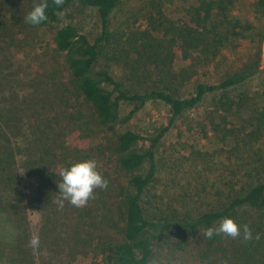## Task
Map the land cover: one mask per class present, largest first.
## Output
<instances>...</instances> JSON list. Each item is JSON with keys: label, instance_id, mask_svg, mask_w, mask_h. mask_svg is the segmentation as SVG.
I'll list each match as a JSON object with an SVG mask.
<instances>
[{"label": "trees", "instance_id": "1", "mask_svg": "<svg viewBox=\"0 0 264 264\" xmlns=\"http://www.w3.org/2000/svg\"><path fill=\"white\" fill-rule=\"evenodd\" d=\"M124 1L64 0L58 8L54 0H47L48 19L34 26L26 17L40 0H31V3L18 0L15 14L0 23V28L7 31L6 37L18 36V45L22 48L16 54L6 50L4 59L0 58V217L16 233L15 240L0 246V264H36L29 256L30 248L23 247L26 244L33 247V237L39 238V245L33 248L46 255L40 264H71L90 255L94 264H155L157 247L174 232L178 233L179 241L172 240L171 246L176 249L177 245L182 251L189 248L190 238L203 235V249L195 255L202 263L264 264V179L243 187L239 193L229 187L227 197L217 209H210L207 201L197 214L184 209L182 214L158 216L145 204L147 191L158 173L155 145L144 153L136 151L135 146L143 136L131 129L119 130L151 100H160L170 107L173 123L201 104L209 93L226 95L248 82L260 72L259 61L228 74L219 83H198L195 93L188 98H180L170 88L132 93L108 68L98 67L104 54L100 43L107 36L115 35L107 29L109 18ZM155 1L150 0L144 12V18L148 19L146 25L150 22V26L142 33L118 35L116 41L120 46L111 41L107 43L113 45L117 54L125 53L129 57L130 51L121 44L122 37H127L126 43L144 37L143 49H134L137 57L144 59V69L152 64L161 73L170 70L178 58V43L187 55L195 51L209 64L214 60L212 56L217 57L228 49L237 29L243 28L240 21L232 22L227 10L235 0H217L209 8L201 3L187 13L188 19L196 24L182 26L173 21L165 26L163 14L153 18L151 8ZM76 4L97 9L104 32L96 42L72 23H62L66 11ZM257 4L264 20V0ZM166 5L164 2L159 14ZM203 9L205 16H202ZM214 10H217L215 16ZM210 19L216 22L212 27ZM48 29L55 30L53 49L48 48L50 43L45 35ZM16 40L8 46L16 49ZM39 49L44 53L37 58L45 59L48 68L44 72L39 69L23 72L18 56ZM134 61L139 62L137 58ZM126 71L132 79L138 75L135 69L126 68ZM237 99L221 97L217 109L223 110L224 117L231 109L233 113L238 112L234 104ZM127 103H135L136 107L123 115L121 108ZM1 104L7 108H1ZM254 125L250 133L246 129L238 132L234 127L226 129L229 133L226 139L231 138L236 147L242 143L245 148L250 147L245 139L264 130V124ZM72 135L77 139L75 142L87 140L91 145H74ZM100 154L110 160L114 157L117 170L125 180L115 182L107 174H101L108 181L106 189H94L93 197L83 207L64 201L63 208H59L56 201L60 198L61 169L86 159L95 160L98 166ZM249 160L250 168L246 167L244 174L251 177L263 165L254 158ZM24 179L34 180L37 186L24 188ZM37 210L43 225L34 231L37 227L30 226L29 214ZM224 218L247 226L252 238L245 240L241 229L240 237L235 239L223 234H214L209 239L207 231L218 228ZM5 230L10 229L5 226Z\"/></svg>", "mask_w": 264, "mask_h": 264}, {"label": "rangeland", "instance_id": "2", "mask_svg": "<svg viewBox=\"0 0 264 264\" xmlns=\"http://www.w3.org/2000/svg\"><path fill=\"white\" fill-rule=\"evenodd\" d=\"M150 0H125L109 18L107 29L115 34L113 37L107 36L100 44L104 50L98 63L99 68H108L115 78L124 84V88L134 93L135 91H148L151 88H170L175 91L180 98H188L196 91V85L201 82L219 83L225 79L228 74L238 72L251 62L258 60L260 72L256 73L248 82L239 88L229 91L224 95L222 92L209 93L204 101L192 110L186 111L175 122L171 123V110L168 105L160 100L148 101L133 119L125 126H120L119 130L131 129L141 134L143 139L135 146L139 152H147L154 147L158 173L151 188L147 191L145 204L152 212L159 215L182 214V211L199 213L203 210L204 202L208 201L210 209H217L221 202L227 197V191L234 188L235 193L241 192L243 187H249L255 182L264 179V130L259 131L253 138L245 139L249 141L250 147L245 148L242 143L236 147L234 143L226 139L229 134L225 130H232L234 127L237 132L239 129H246L250 133L255 129L254 124H264V62L262 59V49L264 43V20L261 15V9L258 6L259 0H235L233 4L227 6L232 22L240 21L243 28L237 29V35L228 43V49L221 52L209 64H205L204 57L195 51L187 55V51L182 45L177 46L178 58L170 70L162 73L152 64H147L144 69V59L137 57L134 49L142 50L144 47V37L139 41L131 39L126 43V36L122 37L121 44L129 50L130 56L125 53H116V49L107 45L108 42L118 44V35L127 34L128 36L136 33H142L147 20L144 18V12L147 3ZM217 0H156L152 6L153 18H158L163 14L165 19L163 23L168 26L172 21L177 26L185 23H193L188 19V11L197 8L201 3L205 8H209L211 3ZM167 3L164 10L159 14V9L163 3ZM18 0H0V23L5 22L15 14ZM31 3V0H29ZM158 9V11H156ZM215 16L217 10L212 12ZM204 9L202 16H205ZM214 19L209 20L211 27L216 23ZM62 23H72L80 32L88 35L92 42H96L102 37L104 26L100 15L95 8L84 7L76 4L68 9L62 17ZM158 22H156L157 24ZM227 25L226 22H222ZM0 28V58L4 59L7 53L21 52L22 48L18 45V36L6 37L7 31ZM45 35L49 39V49L55 47L52 38L54 29H48ZM263 33V36L260 34ZM162 34L161 37L162 38ZM17 39V40H16ZM16 40V49L9 47L8 44ZM119 45V44H118ZM4 49L3 50V47ZM120 46V45H119ZM118 46V47H119ZM117 48V47H116ZM21 50V51H20ZM126 52V53H127ZM44 50L39 49L35 52H29L28 55L18 56L22 65L23 72L29 70H41L48 68V63L43 58L38 59ZM189 54V53H188ZM50 55V54H49ZM137 58L139 62L135 63ZM43 59V60H42ZM127 69H135L138 74L132 79L128 75ZM144 73L148 76H144ZM3 77V75H2ZM22 78V77H21ZM25 80V79H22ZM5 81V80H4ZM112 90V88H108ZM227 97L229 100L236 98V106L239 111L233 113L226 111L228 115L224 117L223 110L219 107V99ZM7 108V105L1 104V108ZM136 107L135 103L124 104L121 108L123 115L129 114ZM4 111V110H3ZM155 139L158 141L155 143ZM71 143L89 147L91 144L77 141L72 135ZM155 143V144H154ZM95 157H97L95 155ZM252 158L261 162L263 167L258 173H252L247 176L246 167H249L247 161ZM249 158V159H248ZM253 165L254 162H252ZM256 167V166H255ZM98 169L100 174H107L106 177L112 181H124L117 170L114 157L106 159L99 155ZM229 184H231L229 186ZM25 187L34 188L37 186L33 180H23ZM185 209V210H184ZM40 211H30L29 223L31 227L40 230L43 221ZM5 226L10 230H5ZM39 232V231H38ZM37 232V233H38ZM202 230V233H205ZM35 233V234H37ZM16 239V233L5 220L0 217V246H4L7 241ZM172 240L179 241L178 233H171L167 240L161 241L156 249L155 264H207L200 262L196 253L203 249L205 240L200 234L195 238L189 239V248L186 251L172 248ZM176 244V243H175ZM30 248L29 256L40 264L44 255L29 244L23 245ZM92 255L89 257H80L71 264H94Z\"/></svg>", "mask_w": 264, "mask_h": 264}, {"label": "clouds", "instance_id": "3", "mask_svg": "<svg viewBox=\"0 0 264 264\" xmlns=\"http://www.w3.org/2000/svg\"><path fill=\"white\" fill-rule=\"evenodd\" d=\"M55 5L59 8L63 5L64 0H54ZM47 0H40L35 3L33 8L27 14L26 21L32 25H39L45 22L47 17ZM61 181L58 184L59 199L56 201L59 208H63L64 201H68L75 207H83L94 195V189H106L108 181L99 173L97 162L95 160H82L72 163L71 165L61 169ZM243 229V237L245 240L252 238V233L247 226L238 225L231 218H224L219 227L210 228L206 235L209 239L213 235H226L231 238H238ZM33 247L39 245V238L33 237L31 240Z\"/></svg>", "mask_w": 264, "mask_h": 264}, {"label": "water", "instance_id": "4", "mask_svg": "<svg viewBox=\"0 0 264 264\" xmlns=\"http://www.w3.org/2000/svg\"><path fill=\"white\" fill-rule=\"evenodd\" d=\"M262 59H263V62H264V43H263V49H262Z\"/></svg>", "mask_w": 264, "mask_h": 264}]
</instances>
